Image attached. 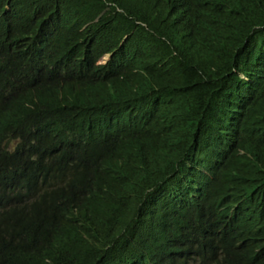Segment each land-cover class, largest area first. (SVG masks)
Segmentation results:
<instances>
[{"label":"trees","instance_id":"1","mask_svg":"<svg viewBox=\"0 0 264 264\" xmlns=\"http://www.w3.org/2000/svg\"><path fill=\"white\" fill-rule=\"evenodd\" d=\"M0 175L51 264H264V0H0Z\"/></svg>","mask_w":264,"mask_h":264},{"label":"clouds","instance_id":"2","mask_svg":"<svg viewBox=\"0 0 264 264\" xmlns=\"http://www.w3.org/2000/svg\"><path fill=\"white\" fill-rule=\"evenodd\" d=\"M113 54L104 55L98 63L105 65ZM14 145L10 144L9 150L12 151ZM5 191L6 182L0 175V264H51L49 254L29 242L30 234L42 223L33 219L31 202L23 200L4 204ZM129 222L130 213L105 222V236L118 247L113 264H156L167 245L164 236L168 221L152 217L133 226ZM145 229L153 233L151 238H145ZM78 264L106 263L90 258Z\"/></svg>","mask_w":264,"mask_h":264}]
</instances>
